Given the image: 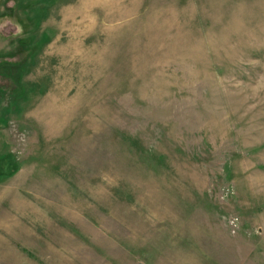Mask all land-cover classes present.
I'll list each match as a JSON object with an SVG mask.
<instances>
[{"label": "rangeland", "instance_id": "rangeland-1", "mask_svg": "<svg viewBox=\"0 0 264 264\" xmlns=\"http://www.w3.org/2000/svg\"><path fill=\"white\" fill-rule=\"evenodd\" d=\"M0 190L37 264H264V0H0Z\"/></svg>", "mask_w": 264, "mask_h": 264}, {"label": "crops", "instance_id": "crops-1", "mask_svg": "<svg viewBox=\"0 0 264 264\" xmlns=\"http://www.w3.org/2000/svg\"><path fill=\"white\" fill-rule=\"evenodd\" d=\"M5 198L0 190V264H37L36 255L21 239L22 208L7 205Z\"/></svg>", "mask_w": 264, "mask_h": 264}]
</instances>
